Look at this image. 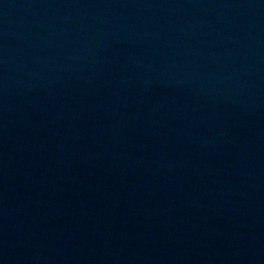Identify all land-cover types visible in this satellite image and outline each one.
I'll list each match as a JSON object with an SVG mask.
<instances>
[{
	"label": "water",
	"instance_id": "obj_1",
	"mask_svg": "<svg viewBox=\"0 0 264 264\" xmlns=\"http://www.w3.org/2000/svg\"><path fill=\"white\" fill-rule=\"evenodd\" d=\"M0 264H264V0H0Z\"/></svg>",
	"mask_w": 264,
	"mask_h": 264
}]
</instances>
